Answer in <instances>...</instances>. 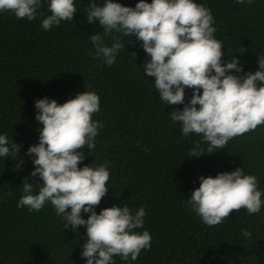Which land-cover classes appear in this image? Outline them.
<instances>
[{"label":"trees","instance_id":"16d2710c","mask_svg":"<svg viewBox=\"0 0 264 264\" xmlns=\"http://www.w3.org/2000/svg\"><path fill=\"white\" fill-rule=\"evenodd\" d=\"M93 2L102 5L105 0H74L73 20L47 31L41 24L51 14L49 0H41L31 21L0 12V135L20 146V152L0 157V264H86L81 256L85 226L64 227L63 217L50 202L40 211L17 207L25 179L33 184L34 194L42 184L38 175L30 176L35 166L34 156L28 154V148L39 143L43 127L35 119V102L47 97L62 104L86 90L99 97L100 109L92 119L103 126L94 151L80 150L85 158L78 167L96 168L107 162L110 173L107 194L94 210L99 214L105 207L127 205L134 214L143 207V228L134 231L147 230L152 238L151 247L137 260L114 256V264H264V205L258 213L241 208L222 223L208 226L188 202L201 176L215 177L238 167L257 177L264 200V124L230 139L223 149L204 153L209 145L202 135L184 136L182 124L172 121L171 112L183 110L184 104L160 100L155 78L144 70L150 57L135 35L113 31L104 38L107 46L117 38L124 45L111 66L95 56L90 38L97 32L103 35V29L98 20L87 22ZM115 2L135 7L138 0ZM195 2L212 13L223 62L239 59L243 71L229 74L243 77L259 70L264 0ZM192 94L193 89L185 88V104ZM197 145L202 155L190 156ZM81 215L87 219L90 213ZM245 230L251 237L243 235Z\"/></svg>","mask_w":264,"mask_h":264},{"label":"clouds","instance_id":"9594fccd","mask_svg":"<svg viewBox=\"0 0 264 264\" xmlns=\"http://www.w3.org/2000/svg\"><path fill=\"white\" fill-rule=\"evenodd\" d=\"M235 2L251 4L253 0ZM40 4L41 0H0V12L31 21ZM48 9L51 14L41 24L44 31L73 20L77 12L74 0H49ZM86 19L88 23L98 20L102 26L103 35L94 33L90 40L95 56L109 66L124 45L117 38L107 46L106 36L116 31L125 37L135 35L142 42L150 57L144 64L146 75L155 78V89L164 104H184L183 110L171 112V119L182 124L184 136L202 135L209 145L204 153L223 149L230 139L264 124V56H259V70L243 77L229 74V70L242 72V66L236 57L223 62V45L214 37L212 13L202 4L195 0H138L130 7L105 0L102 5L91 3ZM185 88L193 89L187 104ZM35 107V119L43 127L39 129V143L31 145L28 154L34 156L35 166L30 176L38 175L42 184L34 194L33 184L25 179L17 207L40 211L50 202L63 217L64 227L70 225L75 230L85 226L87 241L81 256L86 264H114V256L137 260L142 250L151 247L147 230L134 231L143 228L145 209L141 207L133 214L127 205L112 206L97 214L94 209L108 191L107 162L96 168L78 167L85 158L80 150L87 147L94 151L95 137L103 126L92 119L100 109L98 95L86 90L62 104L45 97L37 100ZM10 152H20V146L10 145L8 137L0 135V157H8ZM189 155H202L198 145ZM257 184L256 176L244 174L239 167L215 177L201 176L188 202L204 224L215 226L241 208L249 214L258 213L264 200ZM82 211L90 213L87 219ZM243 235L251 237V232L245 230Z\"/></svg>","mask_w":264,"mask_h":264}]
</instances>
